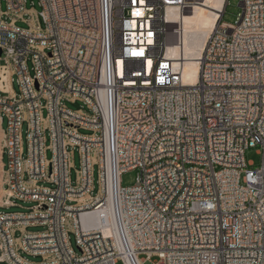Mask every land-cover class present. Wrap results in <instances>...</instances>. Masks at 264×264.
Listing matches in <instances>:
<instances>
[{"label":"built area","instance_id":"built-area-1","mask_svg":"<svg viewBox=\"0 0 264 264\" xmlns=\"http://www.w3.org/2000/svg\"><path fill=\"white\" fill-rule=\"evenodd\" d=\"M4 1L2 207L35 205L0 213V264H264V0H241L233 24L224 1L193 86L166 51L182 38L169 9L197 0H38L34 18Z\"/></svg>","mask_w":264,"mask_h":264},{"label":"rangeland","instance_id":"rangeland-1","mask_svg":"<svg viewBox=\"0 0 264 264\" xmlns=\"http://www.w3.org/2000/svg\"><path fill=\"white\" fill-rule=\"evenodd\" d=\"M240 1L241 0H228L227 4L225 6L224 12H223V16H222V21L224 23H227V24H233L234 23L238 13L241 10ZM197 2H201V0H197ZM0 9L3 12L6 11V3L4 0H0ZM25 9L32 12L31 16H33V18H34V13L39 14L41 12V7L39 5L38 0H32V1L26 0ZM189 10H187V12ZM23 18L29 20L31 17L28 16V14H25L23 16ZM5 20L8 22L10 21L9 18H5ZM37 22H38V25L41 29L45 28V24H44L42 18L38 17ZM15 26L17 28H20V29H29L30 28V25L27 24L26 22L22 21V20H17L15 23ZM12 90L14 92H18V86L14 81L12 84ZM63 105H65L70 110H77L81 106V104L79 102L73 104V103L66 102V101H63ZM43 114L45 115V112ZM5 126H6L5 121L2 120V122H0V213H20V212L23 213V212H27L28 209L33 207L35 204L31 203V202L27 203V202H22V201H16L17 206H15V207H10V208L2 207L3 195H4L3 165H4V162L6 161V157L2 156V145H3V132H2V130L5 128ZM25 129H26V127H25V125H23V129H22L23 134L25 132ZM80 132L84 133V134L89 133L87 131H82V130ZM48 156H49V154H48ZM244 160L246 163H252L253 166H249V167H251V168L258 167L260 165V161H261V156L258 152V147L248 148L247 150H245ZM71 162H72V169L70 171V178L74 182L75 177H76V170L79 169V165H80L79 155H78L77 150H74L72 152ZM93 178H94V188H93V191L91 193V196H94L98 192V184H97L98 175H97L96 169L93 172ZM135 179H136V171L125 172L121 176V185L123 187H130V186L135 184ZM40 185H44L47 187L50 186V185L45 184V183H40ZM26 231L29 233H37V232L42 231V228L41 227H30ZM69 240H70L71 247L74 249L75 252H78L77 247H76V243H75V237L72 234H70ZM145 257H146L145 255L140 256L141 259L145 258ZM27 258L32 262H38L40 260L39 258H35V257H27ZM157 261H158L157 258L155 256H153V257L145 260V262L143 264H154ZM117 264H122V263L118 262Z\"/></svg>","mask_w":264,"mask_h":264},{"label":"bare ground","instance_id":"bare-ground-1","mask_svg":"<svg viewBox=\"0 0 264 264\" xmlns=\"http://www.w3.org/2000/svg\"><path fill=\"white\" fill-rule=\"evenodd\" d=\"M225 0H201L188 12H175L170 8L168 17L174 22L180 21L182 38L180 45L170 43L166 54L173 60H180L181 77L184 84L193 86L198 77V60L206 39L216 27ZM84 216H82L83 218ZM104 233L110 232V221L104 226Z\"/></svg>","mask_w":264,"mask_h":264},{"label":"crops","instance_id":"crops-1","mask_svg":"<svg viewBox=\"0 0 264 264\" xmlns=\"http://www.w3.org/2000/svg\"><path fill=\"white\" fill-rule=\"evenodd\" d=\"M2 132H3V130H2Z\"/></svg>","mask_w":264,"mask_h":264},{"label":"water","instance_id":"water-1","mask_svg":"<svg viewBox=\"0 0 264 264\" xmlns=\"http://www.w3.org/2000/svg\"><path fill=\"white\" fill-rule=\"evenodd\" d=\"M0 54H1V52H0Z\"/></svg>","mask_w":264,"mask_h":264}]
</instances>
